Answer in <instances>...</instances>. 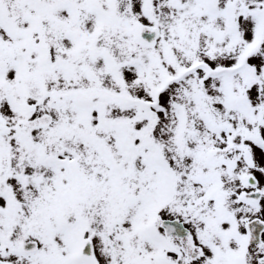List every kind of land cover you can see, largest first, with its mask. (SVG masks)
<instances>
[{
	"label": "snow or ice",
	"instance_id": "snow-or-ice-1",
	"mask_svg": "<svg viewBox=\"0 0 264 264\" xmlns=\"http://www.w3.org/2000/svg\"><path fill=\"white\" fill-rule=\"evenodd\" d=\"M0 264H264V0H0Z\"/></svg>",
	"mask_w": 264,
	"mask_h": 264
}]
</instances>
